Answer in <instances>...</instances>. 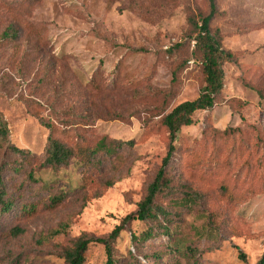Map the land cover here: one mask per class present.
<instances>
[{"label":"rangeland","instance_id":"1","mask_svg":"<svg viewBox=\"0 0 264 264\" xmlns=\"http://www.w3.org/2000/svg\"><path fill=\"white\" fill-rule=\"evenodd\" d=\"M29 3L0 0V113L10 141L28 151L0 149L13 201L0 213V264H67L63 254L78 238L107 236L154 179L169 144L163 116L204 85L189 18L199 26L209 6ZM215 3L209 27L232 58L222 65L213 107L195 111L173 141L174 194L158 198L170 231L126 223L113 244L118 264H256L264 251V0ZM10 24L16 40L4 36ZM50 129L69 146L106 141L114 150L98 151L90 170L73 162L52 168L43 163ZM61 193L51 207L50 197ZM150 226L151 238H131ZM177 240L191 250L176 252ZM85 257L83 264H105L103 245L90 242Z\"/></svg>","mask_w":264,"mask_h":264},{"label":"trees","instance_id":"2","mask_svg":"<svg viewBox=\"0 0 264 264\" xmlns=\"http://www.w3.org/2000/svg\"><path fill=\"white\" fill-rule=\"evenodd\" d=\"M37 1L38 0H30L29 5ZM208 6L209 11L200 18L199 26L194 18H189V22L197 31L194 36L195 52L198 53L201 58L204 85L195 99L179 103L163 116L162 122L168 131L169 144L154 179L147 185L146 193L138 202L136 211L124 216L121 222L116 225L107 236L98 238H78L74 242L73 247L67 249L63 254L67 264H83L86 260L85 254L90 242H97L103 245L106 255L105 264H118L113 256V244L119 236L120 231L124 229L125 224L131 223L132 221H141L145 223L153 222L154 224L160 225L161 228H163V232L169 233L170 228L164 221L168 216V212L166 207L159 203L158 198L170 197L174 194L175 186L168 167V163L176 150L173 141L176 137V133L182 126L190 125L194 122L192 114L195 111L210 110L213 107L224 83L222 65L232 58L230 50L222 47L216 33H213L209 27V22L216 12L215 0H208ZM18 33V28L14 24H10L4 31V36L11 40H16L19 35ZM52 132L53 129H50L43 161L44 165L52 168L66 166L73 162L79 168L90 170L93 165L99 163L98 159H96V153L98 151L111 153L114 150V146L110 143H106V141H101L95 148H89L81 144L69 146L53 136ZM126 143L131 144L132 142L126 141ZM0 149L8 150L22 157L26 156L25 154L28 153L25 148L18 147L10 141L8 124L1 113ZM4 166L5 164L0 166V213L9 211L13 205V201L6 195L3 187L2 170ZM188 196V193H184V196L176 198L175 202L180 203ZM190 196L194 195L190 194ZM63 199L64 195L62 193L52 195L49 199V204L51 207H55ZM212 222L213 221H209V223ZM153 234V228L150 226L139 234L131 232V238L133 240H138L139 238L148 239L151 238ZM173 247L176 252L191 250L189 246L184 245L182 240L175 241ZM239 256L245 260L244 253L240 252ZM127 264H135V262L133 261ZM256 264H264V251L258 258Z\"/></svg>","mask_w":264,"mask_h":264}]
</instances>
